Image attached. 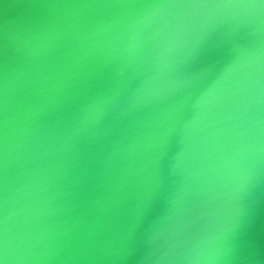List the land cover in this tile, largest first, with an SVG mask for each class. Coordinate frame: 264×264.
<instances>
[{
	"label": "water",
	"instance_id": "1",
	"mask_svg": "<svg viewBox=\"0 0 264 264\" xmlns=\"http://www.w3.org/2000/svg\"><path fill=\"white\" fill-rule=\"evenodd\" d=\"M0 264H264V0H0Z\"/></svg>",
	"mask_w": 264,
	"mask_h": 264
}]
</instances>
